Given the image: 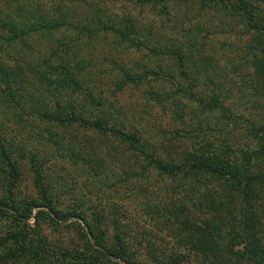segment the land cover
I'll list each match as a JSON object with an SVG mask.
<instances>
[{
  "label": "rangeland",
  "instance_id": "374dc122",
  "mask_svg": "<svg viewBox=\"0 0 264 264\" xmlns=\"http://www.w3.org/2000/svg\"><path fill=\"white\" fill-rule=\"evenodd\" d=\"M16 6L32 13L41 11L56 21H62L64 15L65 23L27 36L25 43L14 46L11 59L2 58L1 66L27 72L30 82L24 87L40 91L48 102L55 99L61 106L70 102L75 109L84 110L87 117H100L110 125L137 132L150 153L163 161L179 158L184 150L199 149L197 142L203 135L220 145L219 132L223 129L229 133L230 144L243 147L247 142L243 126L224 127L218 111L201 114L194 101L183 99V104L175 107L168 99L175 84H187L168 54L172 45L186 52L190 40L203 59H211L205 69L198 59L196 64H189L192 75L199 80L193 89L194 97L209 94L202 80L210 73L223 89L230 90L226 105L234 115H243L255 123L264 119V99L253 92L256 86L264 88V77L240 58L248 55L246 46H255L256 40L241 35L243 24L239 18L199 10L197 3L169 4L166 12L128 0H17L13 8ZM125 18L131 19L134 30L139 32L131 36L134 44L120 43L96 24L121 23ZM92 27L99 28L93 31ZM198 68L201 70L195 71ZM52 71L60 77L73 75L75 82L65 85L61 98L52 92L56 78L48 74ZM123 72L138 80L120 88ZM245 74L247 81L243 79ZM248 80L251 86H247ZM22 106L23 113L20 107L5 115L0 113V123L7 129L3 137L21 166L18 199L26 196L41 202L35 188L40 178L56 209H77L87 219L95 210L103 212L109 221L116 218L129 235L135 262L154 264L149 257L153 252L162 261L181 259V264H191L185 242L173 237L176 231L180 233L176 221L186 223L192 218L198 222L204 215L207 219L203 197L208 189L216 188L214 183L209 182L203 190L198 179L159 174L147 158L128 153L116 138L76 126L46 124L38 120L37 114L31 115V106ZM76 148H81L79 155L85 153L89 165L76 163ZM197 188L200 192L192 199L189 193ZM1 194L0 178L3 197ZM182 199L187 215L168 213ZM198 202L200 208L195 206ZM38 210L47 211L34 208L32 215ZM75 220L66 222L69 229L58 233L47 229L46 223L40 224L44 234L53 232L50 240L70 245L68 239H72L79 245L80 235L72 226ZM28 224L33 226L34 219L30 218Z\"/></svg>",
  "mask_w": 264,
  "mask_h": 264
},
{
  "label": "trees",
  "instance_id": "16d2710c",
  "mask_svg": "<svg viewBox=\"0 0 264 264\" xmlns=\"http://www.w3.org/2000/svg\"><path fill=\"white\" fill-rule=\"evenodd\" d=\"M16 1L0 0V113L5 115L11 109L19 107L23 113L22 105L27 104L31 106V115L37 114L38 120L46 124L76 126L84 131L98 132L118 139L128 153L147 158L150 166L159 174L175 179L182 177L189 181L198 179L202 182L203 190L209 187V182L212 185L214 183L216 188L208 189L203 197L204 207L207 204L204 209L207 219L203 214V219L198 222L192 218L186 223L176 221L180 233L176 231L173 237L182 238L185 242L191 264H264V119L255 123L243 115H234L226 105L230 99V90L223 89L224 86L214 81L210 73L202 80V85L209 88V94L194 97L193 89L198 86L199 80L196 75H192L189 64L192 61L193 65L196 64L194 62L198 59L205 69L211 64L210 57L203 59L200 50L190 40L185 47L186 52L180 46L172 45L168 54L171 61L176 63L181 79L187 84H175L168 99L175 107L182 105L183 99L194 101L201 114L218 111L225 121L224 127L229 124L243 126L246 145L239 147L230 144L227 139L229 133L223 129L219 132L220 145L212 143L203 135V139L199 138L200 141L197 142L199 149L184 150L179 158L163 161L154 152L150 153L146 142L142 141L137 132L126 131L122 125H110L100 117H87L84 110L75 109L70 102L65 106H61L55 99L48 102L42 98L40 91L24 87L30 82L27 72L1 66L2 58L11 59L10 56L15 53L14 46L25 43L27 36L58 28L61 23H65L64 15L61 17L62 21H56L48 19L41 11L32 13L23 11L18 6L13 8ZM128 1L136 5L160 8L163 12L167 11L169 4L197 3L199 10H212L230 18H239L243 24L241 35H249L250 39L256 40L255 46H246L248 55L240 58L251 63L259 72V77H264V0ZM96 24L102 31L111 32L120 43L134 44L131 36L139 35L128 18L121 23L98 21ZM99 27H92V30L97 31L96 28ZM201 48L203 49L202 46ZM199 70L201 69L195 71ZM39 72L37 71L38 75ZM48 74L56 76L52 92L58 98H61L65 85L69 87L75 82L72 74L71 77L57 76L55 71ZM247 78L248 75L245 74L243 79L247 81ZM137 80L136 76L123 72L119 87L123 88ZM251 82L248 80L247 86H251ZM253 92L261 94L264 99V88L256 86ZM196 112L197 110L192 113ZM5 126L0 123V178L3 193V197H0V223L3 224L0 264H142L133 260L132 242L116 218L109 221L103 212L95 210L91 212V218L87 219L84 212L77 209H56L42 179L35 181L41 202L26 196L18 199L21 166L19 160L11 155L9 143L3 137L7 130ZM195 138L198 136L195 135ZM80 150L81 148H76V163L89 165L90 160L83 152L79 155ZM197 183L198 181L196 185ZM196 185L192 184L194 188ZM199 192V188L194 189L189 193L190 197L193 199ZM176 203L168 213L175 216L187 215L189 211L186 209V202L182 199ZM200 204L198 202L195 206L200 208ZM34 208H46L47 211L38 210L32 215ZM30 218L34 219L33 226L28 224ZM71 219H76L72 226L80 235L79 245L72 239H68L70 245L50 240L51 233L44 234L40 224L46 223L47 229L58 233L69 229L70 225L65 223ZM203 220L205 221L202 222ZM149 257L154 260V264H181V259L162 261L153 252Z\"/></svg>",
  "mask_w": 264,
  "mask_h": 264
}]
</instances>
